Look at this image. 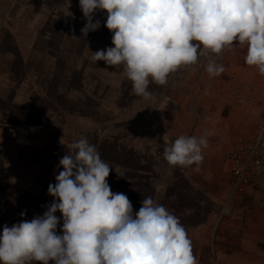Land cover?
Segmentation results:
<instances>
[{
    "label": "rangeland",
    "instance_id": "rangeland-1",
    "mask_svg": "<svg viewBox=\"0 0 264 264\" xmlns=\"http://www.w3.org/2000/svg\"><path fill=\"white\" fill-rule=\"evenodd\" d=\"M106 17L97 10L100 27L82 36L79 0H0V208L12 215L7 225L43 215L54 199L48 186L63 170L59 160L86 137L112 167V192L127 195L134 213L151 196L177 215L198 264H264V165L236 189L230 173L264 113V75L246 65V46L234 41L209 55L224 65L221 75L210 77L201 57L166 85L150 84L146 100L133 93L122 66L94 60L114 46ZM206 132L198 170L164 160L176 138ZM55 215L62 234V214Z\"/></svg>",
    "mask_w": 264,
    "mask_h": 264
},
{
    "label": "clouds",
    "instance_id": "clouds-1",
    "mask_svg": "<svg viewBox=\"0 0 264 264\" xmlns=\"http://www.w3.org/2000/svg\"><path fill=\"white\" fill-rule=\"evenodd\" d=\"M79 6L87 21L82 36L100 27L93 21L97 10L107 13L114 46L96 51L94 60L122 66L143 99L152 98L150 84L166 85L170 74L201 57L210 77L221 75L224 65L209 55L236 47L234 41L246 46V65L264 75V0H79ZM208 135L179 136L165 146L164 160L198 170ZM69 147L48 186L54 199L43 215L3 226L0 264H198L177 215L151 196L134 213L127 195L112 192V167L97 147L86 137Z\"/></svg>",
    "mask_w": 264,
    "mask_h": 264
},
{
    "label": "built area",
    "instance_id": "built-area-1",
    "mask_svg": "<svg viewBox=\"0 0 264 264\" xmlns=\"http://www.w3.org/2000/svg\"><path fill=\"white\" fill-rule=\"evenodd\" d=\"M264 165V113L257 124L255 136L247 152L238 164H232L230 173L232 185L236 189L247 183L252 170H260Z\"/></svg>",
    "mask_w": 264,
    "mask_h": 264
},
{
    "label": "trees",
    "instance_id": "trees-1",
    "mask_svg": "<svg viewBox=\"0 0 264 264\" xmlns=\"http://www.w3.org/2000/svg\"><path fill=\"white\" fill-rule=\"evenodd\" d=\"M24 196H28L26 193H24ZM32 199H34V198H32ZM24 200H26V205H27V207H31V198L28 196V200H27V197H24ZM35 200V199H34ZM32 205H34V203H32ZM4 213H6V211H4L3 209H1L0 208V221L1 220H6L4 223L5 224H7L8 222H7V220L9 219V218H11V216L12 215H10V217L9 218H6V217H4ZM27 213V212H26ZM10 220V219H9ZM4 223H3V226H4ZM3 226L2 227H0V231L2 232L3 231ZM50 263V262H49Z\"/></svg>",
    "mask_w": 264,
    "mask_h": 264
},
{
    "label": "crops",
    "instance_id": "crops-1",
    "mask_svg": "<svg viewBox=\"0 0 264 264\" xmlns=\"http://www.w3.org/2000/svg\"><path fill=\"white\" fill-rule=\"evenodd\" d=\"M231 167V166H230Z\"/></svg>",
    "mask_w": 264,
    "mask_h": 264
}]
</instances>
